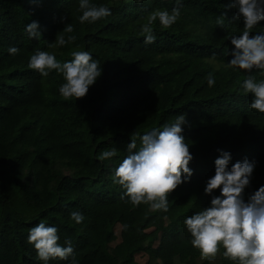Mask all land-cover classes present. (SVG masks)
Wrapping results in <instances>:
<instances>
[{"label":"trees","instance_id":"obj_1","mask_svg":"<svg viewBox=\"0 0 264 264\" xmlns=\"http://www.w3.org/2000/svg\"><path fill=\"white\" fill-rule=\"evenodd\" d=\"M92 2L111 15L80 23L78 0H0V264H41L26 239L40 220L57 227L61 244L72 242L79 264H232L222 249L201 257L183 218L209 204L203 189L218 148L230 151L232 162L255 161L245 199L264 184V113L248 108L251 94L239 87L247 70L227 66L229 36L239 34L242 20L226 7L230 0H183L179 20L168 28L154 21L155 40L145 44L148 15L170 10L174 0ZM221 13L223 28L215 23ZM32 20L39 21V39L24 31ZM66 23L72 33L63 32ZM260 23L252 31L264 30ZM58 34L76 39L59 46ZM10 46L19 51L9 54ZM36 49L61 62L87 50L102 74L84 97L66 100L58 91L62 74L28 68ZM252 74L264 79L259 70ZM179 114H186L193 175L169 194L166 213L132 205L112 170L131 137L139 147L140 134ZM111 149L114 157L97 158ZM72 211L82 212L83 222L71 220Z\"/></svg>","mask_w":264,"mask_h":264},{"label":"clouds","instance_id":"obj_2","mask_svg":"<svg viewBox=\"0 0 264 264\" xmlns=\"http://www.w3.org/2000/svg\"><path fill=\"white\" fill-rule=\"evenodd\" d=\"M170 10L156 9L141 26L143 43L155 40L151 25L159 22L163 28L175 24L181 16L183 0H174ZM81 14L80 23H95L111 15V8L95 4L92 0H78ZM236 9L235 19H241L243 28L239 34L229 36L231 47L227 55L231 59L227 66L247 70V76L239 85L244 94H251L248 108L264 113V79L256 80L252 70L264 73V30L252 31L264 21V0H230L226 5ZM225 13L215 19L216 25L225 27ZM24 31L31 38L41 37L37 20L25 24ZM63 32L72 33L71 24L66 23ZM76 37L57 35L55 43L64 46ZM16 46L8 48L15 55ZM28 68L36 70L41 76H48L55 70L62 74L59 94L66 100L84 97L91 86L101 76L103 68L87 50L73 51L71 59L61 62L48 51L36 49L29 57ZM207 85L212 87L216 80L212 72L207 73ZM187 124L186 114H179L172 123H163L139 135L131 137L126 145L127 155L112 170V181L123 190L121 198L135 206L147 204L152 210L167 212L169 194L178 185L190 180L194 169L189 166L193 159L190 144L186 142L183 126ZM214 158V174L209 176L204 193L210 196L209 204L183 218V225L191 237L192 247L199 250L201 257H215L218 250L232 264H264V184L251 191L245 199V189L250 185L256 163L245 157L232 162L231 152L218 148ZM116 150L98 153L101 161L112 158ZM219 190L218 194L214 190ZM70 218L79 224L84 220L80 211L70 212ZM27 242L36 250V259L41 264L52 260L79 264L70 240L59 242L58 229L54 224L43 220L28 229Z\"/></svg>","mask_w":264,"mask_h":264}]
</instances>
